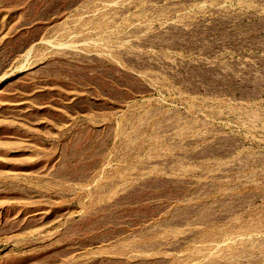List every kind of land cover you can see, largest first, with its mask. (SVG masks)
<instances>
[{"label":"rangeland","instance_id":"rangeland-1","mask_svg":"<svg viewBox=\"0 0 264 264\" xmlns=\"http://www.w3.org/2000/svg\"><path fill=\"white\" fill-rule=\"evenodd\" d=\"M0 264H264V0H0Z\"/></svg>","mask_w":264,"mask_h":264}]
</instances>
